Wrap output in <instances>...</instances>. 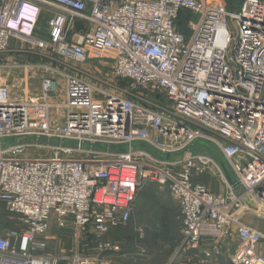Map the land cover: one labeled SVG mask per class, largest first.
Returning <instances> with one entry per match:
<instances>
[{
    "label": "built area",
    "instance_id": "1",
    "mask_svg": "<svg viewBox=\"0 0 264 264\" xmlns=\"http://www.w3.org/2000/svg\"><path fill=\"white\" fill-rule=\"evenodd\" d=\"M43 1L57 8L46 40L35 38ZM182 10L197 16L189 38L177 30ZM77 15L92 27L69 42ZM12 37L54 51L68 72L59 106L50 103L53 76L32 99L0 86V138L37 139L0 146V206L16 222L0 227V264H55L37 254L52 217L96 241L97 253L75 254V264H111L101 253L120 246L102 237L129 221L146 183L167 187L179 204L186 246L219 241L235 224L233 264H264L260 234L241 221L247 211L264 219V0L236 10L205 0H0V54ZM93 51L113 61L125 87L95 85L82 66ZM53 109L61 116L51 118ZM196 143L219 151L236 185ZM205 173L227 191L195 181Z\"/></svg>",
    "mask_w": 264,
    "mask_h": 264
},
{
    "label": "crops",
    "instance_id": "2",
    "mask_svg": "<svg viewBox=\"0 0 264 264\" xmlns=\"http://www.w3.org/2000/svg\"><path fill=\"white\" fill-rule=\"evenodd\" d=\"M205 1L214 5L223 3L226 7L231 6L227 0ZM56 11L57 8L54 5L42 2V12L39 17L38 29L35 32L36 39H48L47 24ZM193 15L194 17L187 22V27L191 33L192 23L193 21H197V16L194 13ZM91 27V22L86 17L75 16L71 30L67 36L68 41H76L79 33L89 31ZM183 33L187 36L186 32L183 31ZM91 56L92 58L82 66L91 71V78H93L95 85L104 87V83L106 82L119 87L127 85L125 80L114 77L113 61L104 58L100 59L97 51H93ZM60 60L63 61L61 58ZM61 61L58 60L57 53L52 50H44L36 44L26 43L23 40L12 37L9 40L8 49L0 54V86H8L12 99H32L40 95L43 79L47 76H53L58 80V87L51 97L50 103L54 106H59L66 101L63 72H68L67 67ZM61 114V110L55 111L53 109L51 118L53 116H61ZM9 138L13 141L9 146L23 142H34V140L37 141L34 137H2L0 138V146L3 147V140ZM40 141L45 142V140ZM67 144L72 143L68 141ZM36 154L38 153H34V155ZM170 157L175 159L177 155H171ZM215 179L224 186L223 191L218 192L217 185L211 182ZM195 181L210 185L217 194H224L227 191V186L221 183L218 177L208 173L197 176ZM147 188H153L149 190L155 192L146 191ZM141 192L145 194L144 197H148L149 195H166L173 204L168 206L167 203H164V205L158 206L159 209L156 212H153L150 206L145 205L142 200H139ZM130 221L132 224L129 226ZM241 221L243 224L254 228L260 234L257 248L261 250L264 244V219L253 212L247 211L241 218ZM49 225L50 228L46 235L48 246L44 250H38V255L54 257L57 259L55 264H75L73 259L75 254L86 255L97 253L95 249L96 241L92 237L74 232L71 228H58L54 217L51 218ZM173 226L178 234L181 235L182 242L170 256L165 257L159 262H155L153 256L143 254V252H151L150 243L149 245H139H142L141 239L144 238V230L163 229L169 232ZM0 227L5 230L16 227L13 215L4 204L0 206ZM152 232H150V235ZM102 240L112 241L120 246L119 250L101 253L102 256L111 257V264H233L231 257L239 245L237 226L232 224L230 233L221 237L219 241L208 238L204 239L198 248L191 249L186 246L183 243V223L179 204L172 197L167 187L160 186L157 183H146L138 187L131 206L129 221L124 225L113 227L102 237Z\"/></svg>",
    "mask_w": 264,
    "mask_h": 264
},
{
    "label": "rangeland",
    "instance_id": "3",
    "mask_svg": "<svg viewBox=\"0 0 264 264\" xmlns=\"http://www.w3.org/2000/svg\"><path fill=\"white\" fill-rule=\"evenodd\" d=\"M193 23H195V21H193ZM229 26L231 27V21H229ZM186 34L189 38L191 35V32L189 31ZM3 142H4L3 148H5V147H9V144H12L11 142H13V141L9 138V139L3 140ZM202 142H204V141H202ZM209 145L210 144H208V146ZM28 152H29L28 155H34V153H36V152L41 154V155H49L50 154V152L45 150V149L30 148L28 150ZM211 182H213V184L217 185L218 192H221L224 190V186H222V184H220L216 179L211 181ZM208 186L212 189V191H214L213 187H211L210 185H208ZM149 189H153V188H147L146 191H153V190H149ZM142 192L140 193L139 200H142L145 205L150 206L151 211H153V212H156L159 209V207H158L159 205L162 206V205H164V203H167L169 206V205L173 204V202L171 200H169L166 195H161V196L149 195L148 197H144L145 194ZM153 192H155V191H153ZM131 224H132V222L130 221L129 226ZM152 231H148V230L145 231L144 230V238L141 239L142 245L141 244H139V245L140 246H143L144 244L149 245V243H150L149 246H150L151 252L147 251V252H143V254L153 256L155 262H159L160 260L164 259L165 257L170 256L174 252V250L182 242V239H181L182 237L175 230L174 226L172 228H170L169 232L164 231L163 229L152 230ZM150 232H152L151 235H150Z\"/></svg>",
    "mask_w": 264,
    "mask_h": 264
},
{
    "label": "water",
    "instance_id": "4",
    "mask_svg": "<svg viewBox=\"0 0 264 264\" xmlns=\"http://www.w3.org/2000/svg\"><path fill=\"white\" fill-rule=\"evenodd\" d=\"M196 144L200 145V148L199 147L197 148V145H195L194 150L197 153L208 154V155L214 157L220 164H222V166H223V168L225 170L226 177H227L228 181L230 183L236 185L237 183H235V180L230 175L227 167L225 166L226 165L225 160L222 157V155L219 153V151L213 145H209L208 146V144H206V143H196Z\"/></svg>",
    "mask_w": 264,
    "mask_h": 264
},
{
    "label": "trees",
    "instance_id": "5",
    "mask_svg": "<svg viewBox=\"0 0 264 264\" xmlns=\"http://www.w3.org/2000/svg\"><path fill=\"white\" fill-rule=\"evenodd\" d=\"M228 3L231 4L230 7H227L230 10H236L239 8L240 4L242 3L243 0H227ZM233 7V9H231ZM194 17L193 13L189 10H182L180 12L179 18L177 19L176 22V26H177V30L180 32H189V29L187 27V22L189 21V19H192ZM197 145V144H196ZM200 148V145H197V148ZM197 182V181H196Z\"/></svg>",
    "mask_w": 264,
    "mask_h": 264
}]
</instances>
